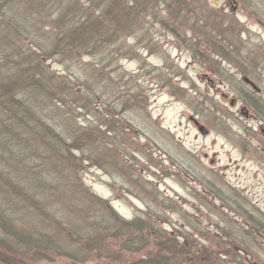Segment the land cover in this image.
Masks as SVG:
<instances>
[{
	"label": "rangeland",
	"instance_id": "1",
	"mask_svg": "<svg viewBox=\"0 0 264 264\" xmlns=\"http://www.w3.org/2000/svg\"><path fill=\"white\" fill-rule=\"evenodd\" d=\"M140 2L145 6H136L133 19L115 25L125 35L99 44L94 54L70 60L58 52L42 55L44 48L29 56L23 47L18 50V69L28 67L42 84L49 81L45 91L67 97L64 107H55L54 96L45 91L36 96L35 91L26 104L66 145L81 130V140L90 144L84 154L72 151L67 160L81 191L76 179L65 177L68 171L56 152L50 156L53 164L45 162L53 178L40 192L44 198L35 194L37 187L23 188L24 178L35 176L27 169L37 162L33 153L41 154L35 140L27 141L20 164L0 162V176L44 206L39 230L63 249L62 255L37 257L42 264H134L156 257L151 241L160 235L183 246L182 264H194L193 246L202 264H210L204 253L226 249L229 255H218L214 264H264V0ZM47 39L53 45L52 35L40 36L49 52ZM3 70L0 65V81L9 86L6 79L18 70ZM243 75L260 88L259 94L243 84ZM61 81L70 86L73 101L61 93ZM21 92L18 85L11 88L13 94ZM244 104L248 116L240 112ZM32 119L30 125L37 123ZM0 125L26 136L7 114ZM6 136L0 128V140L10 144L14 137ZM12 150L20 151L14 141ZM241 208L240 220L225 211ZM106 214L118 225V218L144 219L140 230L129 231L135 251L121 246L126 233L114 239L116 231L91 229ZM85 216L88 228L82 230ZM140 237L149 240L144 248ZM72 250L77 252L66 255ZM103 251L109 254L100 256ZM175 256L178 264L177 251Z\"/></svg>",
	"mask_w": 264,
	"mask_h": 264
},
{
	"label": "trees",
	"instance_id": "2",
	"mask_svg": "<svg viewBox=\"0 0 264 264\" xmlns=\"http://www.w3.org/2000/svg\"><path fill=\"white\" fill-rule=\"evenodd\" d=\"M143 4L145 2H140V0H0V65L4 68L2 72L13 67L18 70L15 76L6 79L10 82L9 86L4 81H0V120H2V115L7 114L19 127L25 128L24 135H26L22 137L17 131L14 135L8 127L0 125L3 134L7 135L6 138L14 137L12 142L14 141L16 146L20 148L19 152H14L12 142L9 144L1 139L0 150L2 154L0 155V162L5 160L7 167L11 164L8 161L9 159L20 164L19 158L22 152L29 147L28 140L37 141V148L41 153L39 154L37 151L33 153L32 157L37 162H33L27 169L35 176H26L24 182H21L23 188L37 187L35 194L40 195L46 185L51 184L50 177L53 178L52 173L46 169L45 162L48 160L51 163L50 156H53V152H56L58 160L64 163L68 171L65 177L69 180L72 178L73 182L76 179L77 182H74V186L76 190L81 191L83 186L81 187L78 184V174L71 168L67 160L69 159L68 155L73 154L72 151H80L81 154H84L82 149L87 148L90 144L85 140H81V130L66 145L63 136L51 125L39 120L33 113L32 108L26 104L25 100L30 99L33 92L37 91L34 95L40 96V92L45 91V84L49 81L45 78V83L42 84L39 78L30 72L28 67L18 69L20 66L17 60L20 57L19 48L23 47L28 52V56L39 54L44 48L42 55L50 56L49 54L58 52L61 57L70 60L79 56L94 54L100 48L99 44L116 41L125 35L122 34L124 30L116 28L115 25L120 27L125 22L133 19L137 12L136 6H145ZM134 6L135 9H131ZM54 15L56 16L53 18ZM42 28H46L47 32ZM128 30L127 32L130 33L131 29ZM46 34L50 37L52 35L53 38V45H49V39L46 41L49 52L40 43V36L44 38ZM59 81L57 80V82ZM17 85L22 88L23 92L11 93V88L13 90ZM61 85L64 87L60 90L61 93L66 94V96L69 95L71 98L70 86L63 84L62 81ZM45 92L48 94L49 91ZM53 96L57 102L54 106L63 105L62 107H64L67 97L61 96L59 98L57 93L49 92L50 99ZM31 115L34 117H30ZM31 118H33L32 121H37V123L30 125ZM42 148L45 149L46 153L40 151ZM87 157L90 158V156ZM9 173L11 176H15V172L9 171ZM36 173L38 174L36 175ZM16 185V183L10 181L9 177L0 176V196L3 197L2 202H0V264H42V260L37 257L41 253L50 252L62 255L60 251L63 249H60V246L56 244L54 237L52 235L45 237L39 230V217L44 206L37 204L40 201L35 196L32 197ZM40 196L44 198V195ZM25 218L29 223L24 221ZM34 218H38V220L35 221ZM111 218L110 214H106L105 218L96 221L94 224L97 225L92 226L91 229L94 231L99 230L101 227L104 231H116L117 235L114 236V239H118L123 233H126L121 246L130 252L135 251V245L129 231L132 227L135 230H140L139 225L143 223L142 220L144 219L127 222L117 217L122 222L118 225L115 221L112 222ZM29 224L32 226L26 227ZM82 225L79 227L80 229L84 227L82 230H86L88 228L86 216ZM226 238L229 241L231 239L230 236ZM139 239H142V248L148 245V238L140 237ZM151 244L156 248L154 251L156 257L142 258L134 264H176V251L178 252V264L185 263L186 259L182 257L185 249L182 245L179 246L176 238L174 240L170 237L158 235L151 241ZM99 245L93 247L98 248ZM194 247L193 252H191L194 258L193 263L202 264V254L198 251L200 256L197 257ZM74 252L77 251L72 250L66 255ZM229 252V249L218 251V255L220 258L227 257ZM186 253L189 252L186 251ZM107 254H109L107 251H103L100 256ZM203 255L208 258L210 264H214L216 260L219 261L217 253H204Z\"/></svg>",
	"mask_w": 264,
	"mask_h": 264
},
{
	"label": "flooded vegetation",
	"instance_id": "3",
	"mask_svg": "<svg viewBox=\"0 0 264 264\" xmlns=\"http://www.w3.org/2000/svg\"><path fill=\"white\" fill-rule=\"evenodd\" d=\"M242 77H247V76H244V75H243ZM247 79H249V78L247 77ZM249 82L254 83L251 79H249ZM243 84H244L245 86H247L248 88H250V85H249V84H247V83H243ZM254 84H255V83H254ZM250 89H251V88H250ZM258 91H260V88H258ZM258 91H257V92L254 91L253 93H254L255 95H257V94H259ZM234 100H235V99H231V101H230V102L232 103V105L234 104ZM247 105L250 106L249 104H247ZM247 109H248V108H247V106H246L245 104H244L243 106H241L242 114L245 115V116H248V113H246V110H247ZM243 110H245V111H243ZM189 120L192 121V123L194 124V121H193V118H192V117H189ZM204 191L206 192V190H204ZM228 203H229V202H228ZM201 204H203L206 208H208V207H207V204L204 202V200H202ZM229 206L233 209V206H232V205L229 204ZM242 210H243V209L241 208V209H237V210H236V209H234V210H229V209H228V210H225V211H227V212L229 211V213H230V212H234V213L236 214L235 216L240 220L241 218H244V217H240V215L242 214ZM248 218L250 219L251 217H248ZM236 250L240 251V247L237 246V247H236Z\"/></svg>",
	"mask_w": 264,
	"mask_h": 264
},
{
	"label": "water",
	"instance_id": "4",
	"mask_svg": "<svg viewBox=\"0 0 264 264\" xmlns=\"http://www.w3.org/2000/svg\"><path fill=\"white\" fill-rule=\"evenodd\" d=\"M243 80L247 83H250L253 86V88L256 89L255 86L251 82H249V80L247 78H243ZM195 124L198 126L199 131H201L202 133H205V131H203L202 126L198 125L197 122H195ZM261 132L264 135V129H261Z\"/></svg>",
	"mask_w": 264,
	"mask_h": 264
}]
</instances>
